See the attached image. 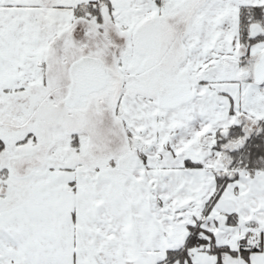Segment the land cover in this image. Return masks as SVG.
Listing matches in <instances>:
<instances>
[{
	"label": "snow or ice",
	"instance_id": "6c2138e0",
	"mask_svg": "<svg viewBox=\"0 0 264 264\" xmlns=\"http://www.w3.org/2000/svg\"><path fill=\"white\" fill-rule=\"evenodd\" d=\"M0 264H264V0H0Z\"/></svg>",
	"mask_w": 264,
	"mask_h": 264
}]
</instances>
